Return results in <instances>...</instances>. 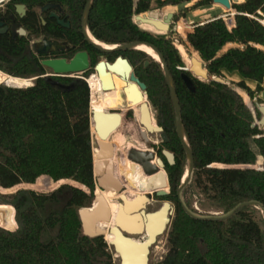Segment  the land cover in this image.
Instances as JSON below:
<instances>
[{"label": "trees", "instance_id": "trees-1", "mask_svg": "<svg viewBox=\"0 0 264 264\" xmlns=\"http://www.w3.org/2000/svg\"><path fill=\"white\" fill-rule=\"evenodd\" d=\"M188 2H194L193 9L213 3L212 0H164L162 4L175 6ZM14 4L27 8L26 15L17 18L27 35L0 33V71L14 78L36 79L30 87L21 81L17 87L22 88L0 83V190L8 192L19 186L49 190L64 180L82 189L61 185L48 193L20 190L8 197L12 207L3 203L0 196V226L12 230L17 225L15 231L0 228V264H114L104 237L83 235L78 215L80 209L91 203L95 188L93 155H96L91 147L95 136L90 131L88 81L46 77L48 68L41 61L47 58L38 57L30 48L33 38L46 36L66 39L73 45V51L85 49L98 54L81 34L88 0H11L6 5L11 13ZM46 4H57L64 9L71 24L69 30L47 18L41 24L35 9ZM150 4L151 0H92L87 15L89 32L98 41L110 45L146 43L162 55L193 161L192 180L181 195L189 187L195 188L222 215L251 201L264 207V128L256 125L261 115L257 108L251 110L235 90H242L251 99L264 90V27L247 16L264 11V0L232 2L237 13L232 31H228L221 19L196 25L188 31L189 27L180 21L177 31L187 36L178 39L197 53V60L208 72L207 81L183 71L191 65L181 58L182 46L178 41L175 46L172 40L156 39L135 24L136 16L153 19L141 15L149 11ZM228 44L232 47L220 53ZM108 56L110 60L122 56L129 61L135 76L146 86L149 102L157 110L156 122L164 127L170 139L168 147L187 157L177 135L175 110L162 68L154 62L145 65L147 54L139 50L128 49ZM141 61L142 65L135 68ZM96 62L93 57L92 65ZM222 71L236 73L241 81H229ZM93 72L86 71L84 76L88 78ZM182 74L190 77L194 92L186 88ZM93 78L94 74L87 80ZM244 80L251 81L250 85L255 82V89L249 88ZM257 100L262 103L260 98ZM8 141L16 151L9 157L3 154L9 150ZM104 144H112L115 160L119 154L124 157L127 145L144 147L126 117L118 134H113ZM178 165L169 167L168 171L170 199L176 205L173 231L182 250L171 248L162 264H264V227L253 215L257 210L244 206L222 220L191 218L178 197L181 186ZM258 165L262 166L258 169ZM149 180L152 179L142 176L135 191L154 189L155 181L149 184ZM101 193L96 189V194ZM107 227L109 223L101 228Z\"/></svg>", "mask_w": 264, "mask_h": 264}, {"label": "water", "instance_id": "water-1", "mask_svg": "<svg viewBox=\"0 0 264 264\" xmlns=\"http://www.w3.org/2000/svg\"><path fill=\"white\" fill-rule=\"evenodd\" d=\"M239 1V0H212L213 4H217L223 7L226 10L232 9V2ZM92 0H88V4L86 7V11L83 15L82 19V30L83 35L85 36L88 43L93 46L98 51L105 53V54H113L118 53L125 50H137L138 45H145L153 49L159 57L160 66L164 72V77L166 83L169 88V92L171 95L172 103L175 110V117H176V130L177 134L182 141L185 150L187 152V159H188V176L186 182H181V186L178 189V197L180 199L181 193L184 187L191 181L192 173H193V161H192V154L189 149L188 143L186 141V137L182 132V123L180 117V110L179 104L177 101V97L172 85V81L170 78V74L168 68L165 64V61L162 55L152 46L146 43H135L130 45H117L116 48L112 50H105L99 46H96L88 37L87 31V15L88 10L91 7ZM16 13H18L21 17L25 14V6L24 5H16L15 6ZM47 7L44 8L46 10ZM57 19L58 24L67 27L68 24H64L63 21L58 20L57 16L52 15ZM174 14H169L167 18L163 21L153 20V19H144L136 17V20L139 21L141 24H146L152 26L155 30L161 32H167L170 29V25L173 22ZM1 25V24H0ZM17 29V32L24 36L25 31L22 28H18L14 26L12 31ZM89 32V31H88ZM54 46L57 49L56 43L51 41H43V45L37 49L38 55L48 54L50 52V48ZM140 51V50H139ZM42 66L48 68L53 76H61L66 74H76V73H84L89 69V61L88 55L85 52L77 53L70 61H66L65 59H45L41 61ZM148 63L145 62V65ZM95 74L97 75L100 83L102 92H109L114 90V79L117 77L123 83L120 89H123L125 94V100L129 104L139 105L140 108V123L141 125L150 133L154 132H161V136L164 142L167 141L165 134L162 132V128L158 127L153 119L151 114V109L149 103L147 101V92L146 86L144 83L140 82L138 78L135 77L132 67L126 58L122 56H117L112 63L99 61L94 68ZM183 71L191 73L194 77L201 79L203 81H207L209 76L208 72L200 60L192 59L191 60V68L184 69ZM48 77V76H46ZM36 78L32 79L34 82ZM83 80V79H81ZM182 80L186 86V88L190 92H194V85L187 74H182ZM215 80L219 82H223L221 78H215ZM6 85V84H4ZM33 83L29 86H32ZM8 86V85H6ZM11 87V86H8ZM16 88V87H13ZM22 88V87H17ZM257 109L261 115L260 120L257 122L256 125L264 128V104L258 105ZM89 119H90V128L93 125V130L98 137L99 141H105L109 137V135L114 132L117 127L120 125L121 116L118 113H105V114H98L95 111H92L89 104ZM154 123V124H153ZM145 135L146 133H141ZM91 136V134H90ZM146 137V135H145ZM97 140H91V147L97 150V154L94 157L93 155V171L94 176L96 178V186L102 190L103 192H120L122 189L121 183L117 180V178L113 175V165L111 160H109V153L106 150V145L104 142H99ZM164 154L170 159V162L173 163L172 155L164 151ZM125 159V158H124ZM136 161V160H135ZM160 165H162L159 162ZM148 175H151L152 172H147ZM156 177V178H154ZM152 180H149V184L151 181H155L154 183V190H157L156 194L159 197L166 196V192L163 190L167 187V181L165 175L162 172H159L156 176L151 177ZM159 180V182H158ZM63 185H70L77 188L82 189L81 187L75 186L73 184H63ZM121 198L124 200L123 195ZM125 201V200H124ZM182 203V207L185 213L190 216L191 218L195 219H207V220H222L232 216L238 209L249 206L264 215V207L258 203L251 201L249 203L240 204L236 206L232 211L227 214H209L206 216L198 215L193 213L185 203L180 200ZM94 203L96 206L91 205L88 208H82L78 211L82 233L83 235L94 238L98 236H105L106 230L104 227L106 224L110 222L111 212L107 205V202L103 198L101 194H95ZM121 208L120 206L119 212L116 215V222L117 224L120 223V216H121ZM164 213L162 215L161 225L159 228V233L163 231L165 225L169 222V218L167 213H172V209L167 202L164 203L163 206ZM15 214V213H14ZM14 229V228H13ZM110 233L114 235V239L108 242V245L113 247L114 250V257L119 260V264H148V246L150 243L145 244H138L134 242L132 239L124 236L121 231L117 228V226L110 229ZM154 237V236H152Z\"/></svg>", "mask_w": 264, "mask_h": 264}, {"label": "flooded vegetation", "instance_id": "flooded-vegetation-1", "mask_svg": "<svg viewBox=\"0 0 264 264\" xmlns=\"http://www.w3.org/2000/svg\"><path fill=\"white\" fill-rule=\"evenodd\" d=\"M10 1L11 0H8L4 5H1L3 3L0 4L1 5L0 6V24H1L0 25V33L10 32L13 36H16V35L22 36L17 32V29H15L13 32L12 28L14 26H17L18 28L20 27V28L24 29L23 27H21L20 23L17 22V18H23L27 13V8L24 5L25 6V14H24V16L21 17L18 13H16V9H15V6L19 5V4H14V13H11L8 11V8L6 7V5ZM21 5H23V4H21ZM45 7H47L46 10H44ZM35 11L39 14L38 19L40 20L42 25L45 24V18H47V19L53 20L55 22V24H57L58 26H60L64 30H69L71 28L70 21L67 19V15H66L64 9L57 4H46L45 6H43L41 8H36ZM52 15L57 16L58 20L63 21V23L68 24V26L65 27V26L58 24L57 19L55 17H53ZM6 19H8V20H6ZM24 31H25V29H24ZM88 31H89V29H88ZM81 34H82L83 39L86 42V44L91 46L88 43V41L86 40L85 36L83 35L82 22H81ZM26 35H27V31H25L24 36H26ZM37 39H40V40L37 41L36 43L33 42L32 46H31L32 51L36 54H37L36 51L39 48V45L42 46L43 41H45V40L54 42V43H56V46H57V49L54 46H52L49 49L50 52L48 54H43V55L37 54L38 57L43 56L47 59H65L66 61H70L77 53L85 52L88 55V61H89V69L87 71H90V70L94 71L95 65L99 62V61H97L94 65H92L93 57L99 58V57L105 56V60H103V61L109 62V63H112L115 60V59L110 60L108 54H105V53L98 51L93 46H91V47L94 50H96L97 52H99L98 54L95 52L87 51L85 49L73 51V45L69 41H67L66 39H55V38H49L46 36H40ZM132 70L134 72L133 67H132ZM92 74H94V76H96L95 71ZM92 74H90V75H92ZM104 93H106V92H104ZM118 106H122V107L121 108L115 107V108H110V109L106 107V113H118L121 116V122H120V125L116 129L117 131L115 130L116 132L115 131L112 132L109 135V137L107 138V140L113 134H118V131L120 129H122V127H123V122H124L125 117L128 120H131L130 112L135 110V106H129V104L126 102L123 89H120V98H119ZM136 106H138V111L140 113L139 105H136ZM126 107H127V109H126ZM132 124H133V129L135 131L137 138L141 142H143L144 147H136V146L131 145V144L127 145V148H126L127 150H126V153L124 155V158L127 162H129L131 164V166L133 167L132 170L140 169L141 173L143 174V176L145 178H151V177L157 175L159 172H162L165 175V178L167 181V187L163 189L166 192V196H164V197L157 196V194H156L157 190H154V189H152L148 192L147 191L137 192V191H135L136 189H134V187L128 185L127 183H125V182L121 183L122 189L120 190V192L115 194V198H114L115 202L118 205L117 212H119V209H120L119 206H122V207L126 206V201H124L121 198V195H124L127 198L129 203H135L136 202L135 199H137V200L143 199L141 201L143 203V205L141 207H139L135 212L132 211L130 214V218H134V220H135L134 223H135L136 227L134 230L127 231L123 227L119 226L115 220L117 212H114L113 214H111V218H110V222H109V224H111V226L106 228V232H108V234H111L110 229L117 226V228L121 231V233L124 236H126L130 239H135V240L141 241L138 244L150 243V245L148 246V255H147L148 256V264H150L153 260H154L155 264H162L165 257L160 262H157L155 249L157 248V243H159V240H158L159 237L163 236L166 233L168 226H170V224L172 223L171 217H172L173 213L176 214V205H175L174 201L172 199H170V185H169V171H168L169 169L168 168L174 167L179 163L178 167H179V172H180V183H181V176H182L183 169L187 167V166L184 167L182 160L187 158V157L178 155V153L176 151H174L173 149L168 147V144L170 143V139L167 136V133H166L164 127L159 126L158 124L155 123L158 127L162 128V132L165 134V136L167 138L166 142L163 141L162 136H161V132H154V133L148 132L141 125L140 119L139 120L136 119L135 122ZM144 132L146 133L145 134L146 137H145V135L141 134ZM155 134L158 135V142H154L150 139V135H155ZM94 136L96 138H98L96 136V134ZM178 138H179V136H178ZM107 140H105V141H107ZM105 141H101V142H105ZM164 151H167L172 155L173 163L170 162V159L164 154ZM159 162L162 165H160ZM147 172H152V174L148 175ZM97 188L98 187L96 186V178H95V188H94V192H93V194H94L93 200L95 198ZM137 189H139L138 185H137ZM100 191L103 192L102 190H100ZM129 191L132 192L133 194H130ZM134 193H136V194H134ZM165 202H167L169 204V206L171 207L172 213H170V214L167 213V216L169 218V222L165 225L163 231L159 233V228H160L161 223L155 229H152L150 224H151V221L153 220V218L155 216L159 215L162 218V215L164 213L163 206H164ZM151 207H154V208H151ZM112 236H113L112 239H114L113 234H112ZM152 236H154V237H152ZM111 250H112V254L114 255L113 247H111ZM118 264H119V260H118Z\"/></svg>", "mask_w": 264, "mask_h": 264}, {"label": "rangeland", "instance_id": "rangeland-1", "mask_svg": "<svg viewBox=\"0 0 264 264\" xmlns=\"http://www.w3.org/2000/svg\"><path fill=\"white\" fill-rule=\"evenodd\" d=\"M7 1L8 0H5L3 2V4H1V3L0 4L4 5ZM135 1H137V0H135ZM241 1H243V0H239V1H235V2H241ZM162 2H163L162 0H152L151 1L152 4H151V7H150V11L148 13H146V14H143V17L153 18V19H157V20L158 19H162V20H159V21H163V20H165L167 18V16L169 14H174L173 22L170 25L169 31H167V32H161V31H157V30L153 31V29H152L153 27H151L149 25H146V24H141L139 21H137L136 20L137 16L134 18V22H135V24H137V26L141 30L150 33L156 39H162L163 38V39H167V40H172L174 42L175 46L178 45V43H179V45L182 46L180 48V54L182 56L181 58H183L186 61L187 65H189V66L191 65V60L192 59H198V55L191 47L186 48V46L180 42V39H178L180 36L183 39H185L186 36H187L185 34L181 35V34L178 33V31H176L180 21H184V23L189 27L187 29V31H188L193 26L191 23H195V22H199V21H205L207 18L212 17V16H214L216 14H220L219 16H222V15H225L227 13L235 12L234 9L226 10L223 7H221V6L217 5V4H213V3L210 4V5H206V6L197 8V9H193L192 6H193L194 2L182 3V4H179V5H175V6H163ZM221 8H223V9H221ZM261 13H262L263 17L261 16L260 18L264 19V12H261ZM39 40L40 39L33 38L31 40V42H30V48H31L33 42L36 43ZM175 41H178V43H175ZM39 47H40V45H39ZM230 47H232V44H228V45L224 46L221 49L220 53H223L224 51H226ZM108 55H111V54H108ZM188 58H190V61H188ZM103 60H105V56L96 58V61H103ZM144 60L147 63L148 62H154V63H157L160 66V62L154 61L152 59V57L150 55H148V54H147V58H145ZM140 65H142V61L141 62H137V64L135 65V68L140 67ZM187 65H186V68H187ZM46 72H47V74H50L49 73L50 71L48 69L46 70ZM80 77L85 78L86 80L89 78V77L86 78L83 73L80 75ZM94 78H95V76H94ZM32 79L33 78L20 79V81L25 82L26 84L24 86H26L27 84L30 85V84L33 83ZM3 84H5V83H3ZM24 86H20V87H24ZM247 86H249V88H251L252 90H254L255 87H256L255 85H250L248 83H247ZM235 90L242 96L244 102L246 103V105L251 110H254L255 108H257V104L258 105L264 104V97H263L264 95L262 94V93H264V90H263V92H261L259 94H254V97L252 99L249 98L242 90L237 89V88ZM258 98H260L262 103H258V100H257ZM146 99H147V101L149 103V106H150V109H151V114L153 116L154 122L157 124V122H156V114H157L156 111L157 110L155 108H153V106L149 102L148 98H146ZM129 106H135V105L129 104ZM121 107L122 106H117V108H121ZM130 117H131V120H129V122L132 124L137 119L136 110L130 112ZM150 139L152 141H154V142H158V135H156V134L155 135H150ZM21 143H23V142H21ZM1 145H3V144H1ZM6 145L9 148V150L6 151V152L4 151L3 154L4 155H8V157L14 155L16 151H13L14 150L13 149V145L9 144V141H8V143ZM2 147L4 149H6L5 145L2 146ZM12 151H13V154L11 153ZM123 159H124V157L121 154L117 155L116 162H117V166H118L119 175L121 177V180L123 182L127 183L128 185L134 187V189H137V185L142 180V176L143 175L140 172V170H138V169L137 170H132L133 167L128 165V164H126V163H124ZM27 162H28V159H26L25 164H27ZM182 162H183V165L185 167L188 164V159L185 158V159L182 160ZM261 166L262 165H258L256 167L259 169ZM185 169L186 168H184L183 172H182L181 182L183 180V174H184ZM186 179L183 182H186ZM191 180H192V178H191ZM66 183H68V181L64 180L61 183H59V184L55 185L54 187H52L51 189L42 190V191L29 189V188H27L25 186H19V187H16V188L8 191V192H4V191L0 190V196L2 198L3 203L8 204V197L11 194H14L17 191H20V190H33V191L39 192V193H48V192H51V191L55 190L56 188H58L59 186H61L63 184H66ZM69 184H71V183H69ZM129 193L133 194L130 191H129ZM101 194H102L103 198L105 199V201L107 202V204H108V206L110 208L111 214H113L114 212H117V208L112 211V209H111V207L109 205V202L107 200L108 199V195H111L112 199L114 200L115 194H109V192H102ZM134 194H136V193H134ZM93 196H94V194H93ZM180 200L185 202L187 204V206L191 210H194L198 215L206 216V215H209V214H221V211L210 200H208L205 196H203L195 188L189 187L187 189V191L185 192V194L181 195ZM93 203H94V200L92 199L91 203H89L86 208L91 207V205H93ZM9 206H11V205H9ZM151 208H154V207H151ZM14 213H15V210H14ZM253 215L255 216L256 220L258 222H260V224L263 225V227H264V215L262 213H260L259 211L258 212L257 211H253ZM175 217H176V214L173 213V215L171 217L172 221L174 220ZM14 220H15V214H14ZM0 228L3 229V230H7V231H15L16 228H17V225L12 230L6 229L3 226H0ZM103 237H104V240L108 244V241L105 239V236H103ZM158 240H159V243H157V248L155 249L157 262H160L166 256V254L168 253V251L171 248H177L178 250H182V247L180 246L179 242L177 241V237L174 234L172 223L170 224V226H168L166 233L163 236H160ZM109 251L112 254V250H111L110 246H109ZM112 260H113L114 264H118V260L114 257L113 254H112ZM150 264H155L154 260Z\"/></svg>", "mask_w": 264, "mask_h": 264}, {"label": "bare ground", "instance_id": "bare-ground-1", "mask_svg": "<svg viewBox=\"0 0 264 264\" xmlns=\"http://www.w3.org/2000/svg\"><path fill=\"white\" fill-rule=\"evenodd\" d=\"M4 1L5 0H0V3H3ZM87 35L90 38V40L96 46H99L105 50H112V49L116 48V45H110V44H106V43H103L101 41H98L88 31H87ZM136 48H137V50H140V51L150 55L154 61L160 62L158 55L150 47L145 46V45H138ZM2 82L8 86L16 87L19 85V83L21 81L19 78L7 76L6 74L0 72V83H2ZM88 85L90 88V108L92 111H95L98 114H105L106 113V107L110 109V108H115L118 106L119 98H120V88L123 85V83L120 81V79L115 77V79H114V86H115L114 90L106 92V93L102 92L101 83H100L97 75L95 76V78L88 80ZM126 109H127V107H126ZM135 110H136L137 119L139 120L140 119V113L138 111V106H136V105H135ZM91 129L93 130V125H91L90 131H91ZM94 135H95V132H94ZM94 140L98 141L99 139L95 137ZM105 145H106V150L109 153L108 154L109 160H111L112 165H113V175L117 178V180L120 183H123V181L121 180V177L119 175L117 162L115 160V154H114L115 152H114L113 146H112V144H105ZM97 152H98L97 150L93 149V153L95 155L97 154ZM187 176H188V165H187L186 170L184 172L183 180H185L187 178ZM115 194H116V192H115ZM123 197H124V200L126 201V206L121 208L122 214L120 216L121 217L120 223L118 225L123 227L127 231L134 230L136 227V225L134 223L135 220H134V218H130V214L132 211L135 212L139 207H141L143 205V203L141 202L143 199H140V200L135 199L136 200L135 203H129L127 198L124 195H123ZM107 200L109 202V205H110L112 211L115 210L116 208H118L117 203L112 199L111 195H108ZM161 220H162L161 216H159V215L155 216L153 218V220L151 221V224H150L151 228L152 229L157 228V226H159V224L161 223ZM109 226H111V224ZM112 238H113L112 234H108V232H105V239L108 242L111 241ZM132 240L134 242H137V243L141 242V241H138L135 239H132Z\"/></svg>", "mask_w": 264, "mask_h": 264}, {"label": "built area", "instance_id": "built-area-1", "mask_svg": "<svg viewBox=\"0 0 264 264\" xmlns=\"http://www.w3.org/2000/svg\"><path fill=\"white\" fill-rule=\"evenodd\" d=\"M261 12H264V11L258 10L255 15H247V16L250 17V18H252V19H254V20H256L258 23H260L264 27V19H261L260 18L261 16L263 17V15H262ZM236 14L237 13L235 11V12L227 13V14L222 15V16H218L215 19H221L224 22V24H225L226 28L228 29V31H232L235 28V19H234V17H235ZM204 23H206V22H204ZM204 23L203 22H200L197 25H202ZM194 27H191V28H194ZM81 74L82 73L66 74V75H61V76H57V77L78 78V79H83L84 81L87 82V80L85 78L80 77ZM45 76H53V75H52V73H50V74H46ZM87 84H88V82H87ZM182 181H184V180H182Z\"/></svg>", "mask_w": 264, "mask_h": 264}, {"label": "crops", "instance_id": "crops-1", "mask_svg": "<svg viewBox=\"0 0 264 264\" xmlns=\"http://www.w3.org/2000/svg\"><path fill=\"white\" fill-rule=\"evenodd\" d=\"M152 1V0H151ZM162 1H164V0H162ZM152 4V3H151ZM151 4H150V7H151ZM221 9H223V8H221ZM149 11H150V9H149ZM149 11H147L146 13H148ZM146 13H144V14H146ZM143 15V14H142ZM220 14H216V15H214V16H212V17H209V18H207L205 21H199V22H195V23H191L193 26L192 27H194V26H196L197 24H199L200 22H207V21H209V20H213V19H215V18H217L218 16H219ZM140 16V15H139ZM158 20H162V19H158ZM193 29V28H192ZM177 31V30H176ZM222 73L227 77V79L229 80V81H232V82H239V81H241V78L236 74V73H232V74H229V73H227L226 71H222ZM227 73V74H226ZM228 75H230V76H228ZM245 81V83H246V85H247V83L249 84V82H251V81H248V80H244ZM252 83H254V85L256 86V83L255 82H252ZM263 92V91H262ZM261 98V97H260ZM262 99V98H261Z\"/></svg>", "mask_w": 264, "mask_h": 264}]
</instances>
